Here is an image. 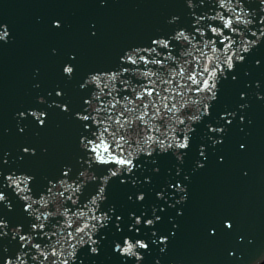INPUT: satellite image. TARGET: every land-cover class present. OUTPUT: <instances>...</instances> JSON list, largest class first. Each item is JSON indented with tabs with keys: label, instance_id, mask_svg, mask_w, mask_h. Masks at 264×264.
<instances>
[{
	"label": "water",
	"instance_id": "obj_1",
	"mask_svg": "<svg viewBox=\"0 0 264 264\" xmlns=\"http://www.w3.org/2000/svg\"><path fill=\"white\" fill-rule=\"evenodd\" d=\"M192 3L189 8L187 0H0V192L6 197L0 202V220L7 224L0 229L7 233L0 238V249L7 250L5 258L15 260L21 252L18 238L13 239L15 228L22 226L26 234L34 222L5 177L33 178L28 195L36 201L34 208L40 212L59 209L48 223L58 219L66 227L69 219L72 228L82 223L73 213L84 212L86 219L90 213L81 204L95 195L108 167H119H87L89 154L81 140L89 134L75 114H87L83 111L86 99H92L94 107L99 105L93 93L106 82L97 87L87 81L92 75L131 68L121 63L125 54L151 47L154 39L170 38L178 30L191 32L195 16H211L216 9L225 18L230 15L227 4L221 8L214 0ZM239 4L236 10L247 12L253 22L245 36L256 40L264 29L260 23L264 0H239ZM57 23L59 27L54 26ZM242 35L237 34V43ZM174 46L179 53V46ZM68 66L73 68L71 75L64 72ZM186 67L191 69L194 63ZM226 75L217 85L210 115L191 125L187 149L142 156L129 182L113 178L105 186L102 211L115 208L125 224L133 210L159 220L151 228H142L139 235L123 225L122 233L113 225L101 229L94 237L99 241L98 253L91 254L85 245L77 253L76 264H137L135 258L114 250L116 243L123 247L125 236L148 244L146 250H137L143 257L139 264H255L264 258V38ZM136 79L142 81L139 76ZM115 87L120 89L119 81ZM106 99L111 100L107 89L100 96ZM123 104L121 100L117 107L122 109ZM65 106L67 112L62 111ZM33 112L44 114L43 124ZM153 123L164 131L159 119ZM221 128L223 132L210 131ZM69 168V184L83 170L96 180L85 184L81 202L58 196L50 199L44 190L48 182L56 185L54 194L62 190L58 179ZM134 194L145 195V200L134 203ZM42 198L48 200L46 208L40 204ZM65 207L67 217L62 215ZM25 259L32 264L30 256Z\"/></svg>",
	"mask_w": 264,
	"mask_h": 264
},
{
	"label": "snow or ice",
	"instance_id": "obj_2",
	"mask_svg": "<svg viewBox=\"0 0 264 264\" xmlns=\"http://www.w3.org/2000/svg\"><path fill=\"white\" fill-rule=\"evenodd\" d=\"M187 2L189 8L194 6L192 0ZM200 2L203 4L208 0H200ZM214 2L221 8L227 4L230 15L225 18L224 14L216 9L214 15L195 16L191 32L178 30L170 38L152 40L151 47L138 48L126 53L121 63L131 65V68H122L104 75H92L88 79V85L95 84L97 87L100 86L101 81L106 82L100 87L99 92L93 93L95 99L100 101L99 105L94 107L92 99H86L84 101L86 107L83 111L87 114L79 112L75 114L84 132L89 134L81 140L83 149L89 154L87 167L90 169L93 164L119 165V167H108V175L100 180L95 195H92L87 203L81 204L90 215L84 219V212L73 213L74 216L82 219V223H78L75 228H72L69 219L64 222L66 227L62 226L58 219L53 220L55 223H48L49 217H55L59 209L55 212L51 210L40 212L34 208L36 201L28 195L32 192L30 185L33 183V178L14 174L5 177L8 186L14 188L16 195L24 202V211L29 219L34 222L30 224V230L26 234L22 226L15 228L13 239L18 238L21 249L15 260L5 258L4 253L7 250L0 249V259L4 260V264H28L25 259L28 256L31 257L32 264H76L77 253L85 245L88 246L91 254L98 253L96 245L99 241L94 237L101 229L113 225L122 233L123 225L127 227L129 233L139 235L142 228H151L159 220L158 216L147 218L143 212L137 214V211L133 210L128 214V222L125 224L123 217L117 214L115 208L109 207L102 211L101 205L106 201L105 186L113 178L121 179L122 184L129 182L132 174L137 170L135 162L142 156L152 158L154 153L167 154L170 151L178 154L187 149L190 144L189 136L193 131L191 125L198 123L202 116L210 115L209 105L216 99L217 85L221 78L227 79L226 73L232 72L236 63L243 62L245 54L257 45L260 38H264V29L256 40L246 38L245 32L253 22L248 18L247 12L236 10L237 7H241L239 0L235 4L232 0H214ZM215 20L222 23L214 25L212 21ZM260 23L264 25V19H261ZM240 25L244 27L241 28ZM54 26L59 27V24ZM241 32L243 35L237 43L236 36ZM250 34L253 37L257 36L256 32ZM174 44L179 46V53ZM158 49L163 50V54ZM194 53L199 55L195 56ZM193 63V68L186 67ZM141 64L144 65L143 69L140 68ZM64 72L71 75L73 68L65 67ZM137 76L141 77L142 81L137 80ZM117 81L121 86L120 89L115 87ZM105 89L111 100H100ZM114 91L116 95H113ZM188 94H192L191 100L188 99ZM60 95L61 93L57 92V96ZM121 100L124 101L122 109L117 107ZM62 111L67 112V107L62 108ZM101 112L105 114L101 115ZM31 115L43 124V113L33 112ZM157 119L164 124L163 132L160 125L153 123ZM228 123L231 121L229 120ZM210 131L223 132V129H210ZM181 135L182 140L179 138ZM133 144L135 148L132 147ZM24 152L27 154L28 149H24ZM70 173V168L62 171L58 179L62 190L55 194L53 189L56 185L51 181L48 182L44 190L49 193L50 199L58 196L73 203L80 201L85 184L96 180L89 171L83 170L79 172L78 178L69 184ZM20 193L25 195L21 196ZM134 195V203L145 200L143 194ZM5 200V195L0 192V202ZM40 204L46 208L48 200L42 198ZM68 212L69 209L65 207L62 215L67 217ZM6 227L7 224L0 220V229ZM226 227L231 228V225L227 224ZM6 235L7 233L0 232V238ZM163 242L161 240V243ZM147 248L148 244L143 239L133 241L131 237L125 236L123 247L116 243L114 250L122 257L135 258L139 264L142 256L137 250Z\"/></svg>",
	"mask_w": 264,
	"mask_h": 264
},
{
	"label": "clouds",
	"instance_id": "obj_3",
	"mask_svg": "<svg viewBox=\"0 0 264 264\" xmlns=\"http://www.w3.org/2000/svg\"><path fill=\"white\" fill-rule=\"evenodd\" d=\"M143 259V257H141Z\"/></svg>",
	"mask_w": 264,
	"mask_h": 264
}]
</instances>
